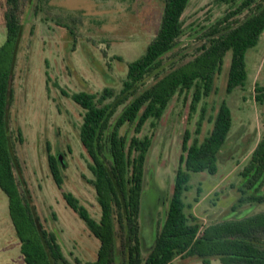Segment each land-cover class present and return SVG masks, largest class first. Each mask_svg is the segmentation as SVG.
<instances>
[{
    "label": "rangeland",
    "instance_id": "rangeland-1",
    "mask_svg": "<svg viewBox=\"0 0 264 264\" xmlns=\"http://www.w3.org/2000/svg\"><path fill=\"white\" fill-rule=\"evenodd\" d=\"M226 7L216 0L189 1L183 15L188 29L181 39L182 53H192L200 44V28L221 17ZM5 9V0H0V45L5 40ZM162 13V0H22L8 133L21 188L30 196L39 221L56 235L63 255L71 262L74 258L95 260L100 245L63 198V193L72 194L93 218H99L91 161L79 140L83 109L71 95L100 92L105 87L118 91L128 64L144 54L155 36ZM230 59L228 51L212 91L195 107H191L192 91L176 94L155 126L147 121L139 133L152 137L140 207L144 255L165 216L185 130L190 133L189 142L194 138L201 141L212 128L222 101L231 111L232 125L218 153L217 172H190L185 211L205 226L264 210V175L249 186L252 173L246 172L253 150L264 138V105L254 99L255 86H264V32L246 52L244 86L227 93ZM120 133L130 137L133 125L125 124ZM48 152L61 157L60 187L50 174ZM250 195L260 200L240 201ZM0 264H24L9 197L1 187ZM172 264L204 263L196 256H178ZM210 264L222 263L212 258Z\"/></svg>",
    "mask_w": 264,
    "mask_h": 264
},
{
    "label": "trees",
    "instance_id": "trees-1",
    "mask_svg": "<svg viewBox=\"0 0 264 264\" xmlns=\"http://www.w3.org/2000/svg\"><path fill=\"white\" fill-rule=\"evenodd\" d=\"M189 1L162 0L159 28L144 54L128 64L118 91L105 87L100 92L71 95L83 109L79 140L91 161V183L100 208L95 219L77 198L63 193L66 204L100 242L95 260L74 258L71 262L63 255L56 235L39 221L16 175L8 106L12 100V65L21 37L22 0H5V40L0 45V187L9 197L24 264H172L178 256H196L204 264H210L212 258L222 264H264V210L205 226L185 211L190 172H217L218 153L232 125L231 111L224 101L201 141L194 138L189 142L190 133L185 130L165 216L144 255L140 207L152 137L139 133L147 121L155 126L176 94L192 91L191 107L208 96L228 51L231 59L226 92L243 87L246 52L257 45L264 32V0H216L227 5L224 13L200 28V44L191 54L182 53L181 39L188 29L183 15ZM254 99L264 105V86H255ZM125 124L133 125L130 137L120 133ZM199 130L198 123L195 131ZM47 160L50 174L60 187L62 163L58 154L48 152ZM246 172L252 173L249 186L264 175V138L253 150ZM247 200L259 201L260 197L240 198Z\"/></svg>",
    "mask_w": 264,
    "mask_h": 264
},
{
    "label": "water",
    "instance_id": "water-1",
    "mask_svg": "<svg viewBox=\"0 0 264 264\" xmlns=\"http://www.w3.org/2000/svg\"><path fill=\"white\" fill-rule=\"evenodd\" d=\"M58 160L61 162V157H60V155L58 154Z\"/></svg>",
    "mask_w": 264,
    "mask_h": 264
}]
</instances>
